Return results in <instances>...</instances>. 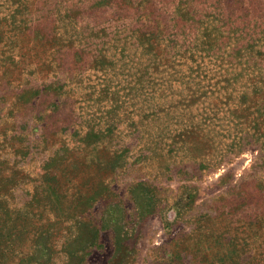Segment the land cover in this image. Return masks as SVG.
Instances as JSON below:
<instances>
[{
  "label": "rangeland",
  "instance_id": "obj_1",
  "mask_svg": "<svg viewBox=\"0 0 264 264\" xmlns=\"http://www.w3.org/2000/svg\"><path fill=\"white\" fill-rule=\"evenodd\" d=\"M0 264H264V0H0Z\"/></svg>",
  "mask_w": 264,
  "mask_h": 264
}]
</instances>
